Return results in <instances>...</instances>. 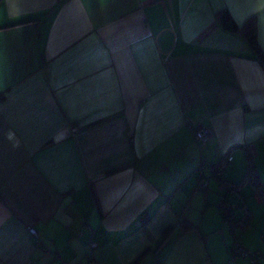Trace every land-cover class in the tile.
I'll return each mask as SVG.
<instances>
[{"label": "crops", "instance_id": "obj_1", "mask_svg": "<svg viewBox=\"0 0 264 264\" xmlns=\"http://www.w3.org/2000/svg\"><path fill=\"white\" fill-rule=\"evenodd\" d=\"M222 9L264 49V0H0V264H251L233 232L264 264L253 182L241 228L218 206L248 157L264 184V64Z\"/></svg>", "mask_w": 264, "mask_h": 264}, {"label": "trees", "instance_id": "obj_2", "mask_svg": "<svg viewBox=\"0 0 264 264\" xmlns=\"http://www.w3.org/2000/svg\"><path fill=\"white\" fill-rule=\"evenodd\" d=\"M216 20L215 23L216 25L220 26L224 30H227L229 32H240L241 35L245 38L249 46L252 48L255 56L257 59L264 64V49H261L257 43L256 40V20L254 17L248 18L240 27L235 23L233 18L231 17L230 13L228 12L227 9H222L215 14ZM226 154L223 155V160H225ZM221 161V162H222ZM220 163V162H219ZM250 180L253 182L254 186L256 187L257 190H261L264 192V184L261 183L260 178L257 174L256 168L254 164H252L250 157H248V166H247V171L245 174V178L241 180L238 183H235L233 185H226L227 190L224 196H227L228 194H233L235 191H237V188L241 185V183L245 179ZM232 219L234 221V229L235 228H241V226L245 223L246 220L249 218V214H243L240 215L238 218L233 217V211H232ZM146 219H144V222ZM178 224L182 225L184 228H191L192 224H190L188 221L180 218L178 221ZM176 225L169 224L162 232L161 238H160V245L165 243L169 236L172 234V232L175 230ZM237 235V234H236ZM238 236V235H237ZM154 264H161L159 260L155 261Z\"/></svg>", "mask_w": 264, "mask_h": 264}, {"label": "built area", "instance_id": "obj_3", "mask_svg": "<svg viewBox=\"0 0 264 264\" xmlns=\"http://www.w3.org/2000/svg\"><path fill=\"white\" fill-rule=\"evenodd\" d=\"M190 128L193 139L199 144L207 143L211 137L212 133L208 127H205L200 124L192 123L190 125ZM76 130L77 127L72 124L70 127V131L74 133ZM228 162H229V158H226L224 161L210 166V177L221 179L224 167L227 165ZM207 187H208V177L200 176L195 186L196 190L204 191ZM221 188H225L227 190L226 185H223ZM259 196L261 197L262 200H264V192H262L261 190H259ZM218 206L221 208L222 211L221 215L223 221L229 225L231 230L234 231V221L231 215L235 207V204L231 202V200H229L228 197L224 196L223 194L218 202ZM28 230L33 245L37 248L44 249L39 231L31 226L28 227ZM91 246L95 247L96 243L92 242ZM230 252L232 253L233 256L249 257L251 264H258L256 257L250 254V252L247 250L245 245L239 240L235 232H233V241L232 244L230 245Z\"/></svg>", "mask_w": 264, "mask_h": 264}, {"label": "rangeland", "instance_id": "obj_4", "mask_svg": "<svg viewBox=\"0 0 264 264\" xmlns=\"http://www.w3.org/2000/svg\"><path fill=\"white\" fill-rule=\"evenodd\" d=\"M237 232V231H236ZM230 255H232V253L230 252Z\"/></svg>", "mask_w": 264, "mask_h": 264}]
</instances>
